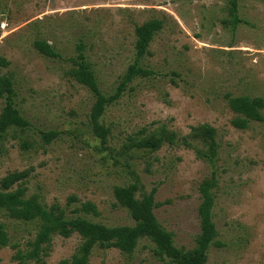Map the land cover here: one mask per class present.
<instances>
[{
    "label": "rangeland",
    "instance_id": "374dc122",
    "mask_svg": "<svg viewBox=\"0 0 264 264\" xmlns=\"http://www.w3.org/2000/svg\"><path fill=\"white\" fill-rule=\"evenodd\" d=\"M237 15L234 26L230 0H0V80H11L31 123L0 138V181L29 171L27 198L108 228L135 225L114 190L136 183L137 199L155 191L157 220L189 252L201 231L199 187L214 179L215 236L204 264H264V124L234 127L238 115L226 99L264 100V0H238ZM152 20L162 26L141 66L155 75L136 78L107 106L101 123L109 136L102 142L91 130L94 95L69 71L82 53L102 94L115 95L135 61L137 29ZM36 41L58 56L40 53ZM3 107L0 96V114ZM202 125L215 130L213 163L201 157L204 135L193 131ZM162 126L178 135L175 145L132 146ZM40 132L58 136L46 145ZM86 203L96 212L81 211ZM0 224L10 239L0 246V264H19L16 253L31 252L38 226L4 211ZM81 244L77 233L55 235L41 263L24 264H62ZM156 249L148 237L131 257L98 245L88 264H175Z\"/></svg>",
    "mask_w": 264,
    "mask_h": 264
},
{
    "label": "trees",
    "instance_id": "16d2710c",
    "mask_svg": "<svg viewBox=\"0 0 264 264\" xmlns=\"http://www.w3.org/2000/svg\"><path fill=\"white\" fill-rule=\"evenodd\" d=\"M238 0H230V12L234 26L241 21L237 15ZM162 22L152 20L137 29V41L135 45V61L128 68L117 93L106 97L99 90L94 72L88 67L82 53L79 62L70 69L69 76L78 84L87 87L94 95V103L90 111V124L94 136L105 142L109 136V130L101 123V119L108 105L114 102L129 84L136 78H148L155 75L151 69L141 66V61L148 52L149 45L154 34L161 29ZM35 48L45 56L57 57L56 51L44 41H36ZM82 49V45L79 47ZM0 96L4 98V107L0 114V138L8 130H28L31 123L21 114L16 104V91L9 79L0 80ZM230 110L238 115L233 121V126L238 129H246L250 122L264 124V100L262 98H251L249 96H227ZM194 132L204 135L208 150L203 153L209 163H213L217 155L218 145L215 141V130L209 125L193 128ZM145 133V131H143ZM44 144L49 145L58 136L57 132H40ZM178 135L167 131L162 126L157 133H150L144 137L132 140V146L142 150L157 151L165 143L173 146L177 143ZM185 145L189 143L185 142ZM29 171L14 172L8 174L0 181V211H4L10 217L22 222H34L38 226V232L32 244V250L28 254L16 253L15 260L24 264L28 260L42 262V254L46 252L52 238L55 235L68 237L77 233L82 238V244L78 251L69 260L62 264H88L89 257L95 246H115L122 253L132 256L138 241L143 237L150 238L156 245V254L165 256L175 264H204L206 253L215 236L212 212L214 207V196L212 188L214 179H208L201 183L199 191L201 204L198 208L200 221V235L196 240L195 247L189 252H183L174 245L173 234L168 232L157 220L154 210L157 207L155 191L145 195L143 199H137L139 187L132 183L125 187H116L114 198L120 207L128 210L135 222L134 226H122L108 228L102 224L87 220L78 216L68 219L63 213H58L40 203L36 197L27 198L26 189L22 184L29 177ZM16 188L14 189V187ZM84 212H96L93 204L86 203L81 207ZM10 244L5 226L0 224V246Z\"/></svg>",
    "mask_w": 264,
    "mask_h": 264
}]
</instances>
